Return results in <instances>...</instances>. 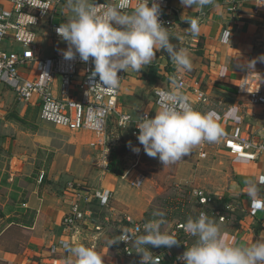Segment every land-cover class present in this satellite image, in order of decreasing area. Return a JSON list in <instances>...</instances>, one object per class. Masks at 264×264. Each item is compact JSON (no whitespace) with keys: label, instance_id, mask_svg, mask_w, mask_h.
<instances>
[{"label":"crops","instance_id":"crops-1","mask_svg":"<svg viewBox=\"0 0 264 264\" xmlns=\"http://www.w3.org/2000/svg\"><path fill=\"white\" fill-rule=\"evenodd\" d=\"M169 2L174 21L170 33L173 37H185L182 42L178 43L176 39L171 42L189 50L193 69L178 75L167 52L157 51L150 65L139 72L130 71L121 87L119 106L121 99L131 102L135 96L151 89L155 91L165 85L171 89L173 77L181 76L188 85L184 92L193 107L217 112L224 136L219 142L209 144L216 147L217 153L231 159L232 176L225 189L216 192L214 197L227 200L226 204H230L232 210L224 223L219 222L218 217L211 218L220 225L230 243L247 245L256 242L264 233V208L255 210L245 182L264 176V155L255 162L239 159L225 149L224 138L237 126H241L247 135L256 138L264 135V105L253 106L249 95L238 92L244 73L251 71L264 79V60L258 59L264 56V9L255 14L253 4H245L237 13H230L223 0H212L202 10L194 11L182 6L180 0ZM10 5V0H0V9ZM70 16L64 0L54 23L60 26ZM194 17H199L201 28L193 37L183 30L190 27L185 20ZM38 34L43 57L68 50L67 42L53 37L48 22L42 23ZM253 60L255 66L249 68L248 63ZM21 71L30 79L36 77L32 65L21 67ZM196 90L207 96V103L198 101ZM141 99L142 108H145L143 114L148 113L154 118L159 110L155 101L148 97ZM122 109L119 107L124 113ZM42 123L38 106L19 101L11 88L0 84V264H48L52 258H66V249L61 246L63 242L73 246H94L103 256L104 264H119L108 244H102L97 239L98 234L92 235L91 228L89 231L84 228L91 224H81L76 233L64 230L63 220L74 200L67 185L69 182L85 185L70 180L69 175L79 164L76 157L63 151L56 159L50 158L53 138ZM115 180L113 176L105 175L101 186L111 190ZM93 190L98 189H90ZM259 196L264 197V185L260 186Z\"/></svg>","mask_w":264,"mask_h":264},{"label":"clouds","instance_id":"clouds-1","mask_svg":"<svg viewBox=\"0 0 264 264\" xmlns=\"http://www.w3.org/2000/svg\"><path fill=\"white\" fill-rule=\"evenodd\" d=\"M46 10L44 0H19L21 6ZM185 8L202 10L212 0H180ZM151 5V6H150ZM131 9V10H130ZM66 11L71 13L66 22L56 29L59 37L67 42L68 50L63 53L71 60L76 54L83 62L90 58L94 63L92 77H99L91 89L102 92L118 91L121 88V71L129 69L139 72L150 65L157 51H166L176 65L177 74L190 72L193 61L189 50L171 42L184 41L183 35L173 37L170 29L160 22L161 6L157 0H137L132 7L131 0H107L104 4L97 0H66ZM35 21V18L32 17ZM190 24L185 33L197 36L200 32L199 17L185 20ZM6 26L0 25V34ZM231 37V34H230ZM230 42V41H229ZM258 59L264 60V56ZM256 61L248 63L254 68ZM168 100L156 111L154 118L141 117L136 127L137 137L149 156L158 157L164 167L175 164L189 155L192 149L204 142L215 143L224 136V129L218 122L220 117L214 110L200 111L192 106L189 96L184 92V84L178 78L171 80ZM123 120H128L124 116ZM131 143V142H129ZM264 151V146L257 149ZM139 153V148H134ZM247 194L256 208H264V197L259 196L260 186L264 185V176L249 179L246 182ZM153 219L142 225V233L134 235L124 229L120 235L110 238L108 246L130 242L141 254L140 264H159L158 257L149 250V246H177L179 241L173 234L163 232L165 223L163 211L154 210ZM185 233L195 238L191 246L178 259L184 264H264V233L256 242L247 245L233 244L221 232L220 225L205 211L198 216H189L183 224ZM141 232V227L135 229ZM67 256L65 264H104L94 246L78 244L65 245Z\"/></svg>","mask_w":264,"mask_h":264},{"label":"built area","instance_id":"built-area-1","mask_svg":"<svg viewBox=\"0 0 264 264\" xmlns=\"http://www.w3.org/2000/svg\"><path fill=\"white\" fill-rule=\"evenodd\" d=\"M63 1L44 0L47 9L41 10L29 7L26 2L24 6H21L19 0H10L9 8L0 9V25L6 26L3 34H0V84L11 88L19 101L38 106L39 117L43 123L73 133L89 132L96 137V144L105 145L109 125L113 118L117 119L119 126H126L136 120L119 111L121 88L112 92L91 89L94 83L99 82L98 76L92 77L94 63L91 58L86 63L81 60L79 54L71 60L65 59L63 53L43 57L38 44V28L46 21L49 23L53 37L61 39L56 32L59 26L54 23V18ZM106 2L107 0L97 1L99 4ZM110 2L115 3L116 0H110ZM136 2L137 0H131L133 8ZM157 2L161 6L160 22L165 28L171 30L174 21L169 12V0H157ZM223 2L230 13H237L245 4H253L255 14L264 9V0H223ZM26 65H32L36 69L35 78L30 79L22 73L21 67ZM130 71L131 69L118 73V76L122 78L121 87ZM177 78L183 82L185 91L188 88L186 81L181 76ZM263 80L251 71L244 73L240 80L238 92L242 95H249L253 106L264 105ZM169 90L157 88L154 91L158 109L167 102L166 94ZM196 94L198 101L208 102L207 96L202 91L196 90ZM145 115L152 118L148 113H144L142 117ZM124 116H128L129 119L123 120ZM261 146H264V135L257 138L247 135L241 126H237L232 134L224 138V147L229 154L247 161L255 162L264 155V151L257 150ZM41 178L43 179V176ZM145 182L146 177L139 174L132 185L139 189ZM67 186L69 191H72L74 200L69 213L63 220L64 230L67 233H76L81 224H91L93 228L100 231L102 227L94 224L93 213L87 206L95 203L100 209L108 207L112 191L109 189L90 191L82 184L74 182H69ZM193 195L198 204L203 207L215 200H223L222 197L215 198L203 190H194ZM254 208L257 211L263 210V208ZM231 210V205L226 204L223 212L217 211L219 222H226L227 217L224 214ZM128 222L130 223L128 230L134 235L143 234L142 225L145 222L135 223L131 218H128ZM183 224L178 223L170 233L179 241L177 246L154 247L153 255L158 257L159 264H184L178 257L187 250L186 246L194 243L195 238L184 232ZM138 226L141 227L140 233L135 232ZM119 244L120 253L133 263L137 250L130 242ZM65 245H70V243L63 242L61 246L65 248ZM180 249L182 251L178 253ZM65 260L66 258H52L48 264H65Z\"/></svg>","mask_w":264,"mask_h":264},{"label":"rangeland","instance_id":"rangeland-1","mask_svg":"<svg viewBox=\"0 0 264 264\" xmlns=\"http://www.w3.org/2000/svg\"><path fill=\"white\" fill-rule=\"evenodd\" d=\"M162 88L170 89L166 85ZM137 96L131 102L121 99L120 103L122 111L136 122L119 126L118 121L113 118L105 145L96 144V137L89 132L73 133L42 123L53 138L50 158L56 159L58 153L68 151L71 156L77 158L75 161H79L77 170L69 175L70 180L84 183L83 187L86 188L103 189L101 183L105 175L116 179L115 187L110 188L112 197L108 207L100 209L95 203L87 206L93 213L94 224L102 229L97 231L93 225L84 228L88 231L91 228L92 235L98 234L97 239L102 244H108L110 238L128 229V218L135 223H146L153 219L154 210L165 213V223L161 230L167 233H171L178 223H185L189 216H198L200 211L217 218L211 210H218L222 206L211 203L201 207L193 195L194 190H203L214 197L216 192L225 189L232 176L231 159L225 154L217 153L216 147L208 142L183 157L181 161L166 167L158 157H149L137 139L139 129L136 123L145 111L141 97L155 101V94L151 89ZM124 106L127 109H124ZM134 148H139V153L134 152ZM139 174L146 177V182L138 189L132 182ZM224 215L228 217V212ZM119 245L117 243L108 246L117 263L140 264L141 254L136 251V258L132 263L120 253ZM149 250L152 253L155 251L153 246H149ZM181 251L180 249L177 252Z\"/></svg>","mask_w":264,"mask_h":264},{"label":"trees","instance_id":"trees-1","mask_svg":"<svg viewBox=\"0 0 264 264\" xmlns=\"http://www.w3.org/2000/svg\"><path fill=\"white\" fill-rule=\"evenodd\" d=\"M213 203L220 204L222 206V207L218 208V210H211V213L216 214L217 211H222L223 212L224 211V207H225L226 203H228V202H227V200L224 199L223 201L215 200ZM201 207H203V206H201Z\"/></svg>","mask_w":264,"mask_h":264}]
</instances>
